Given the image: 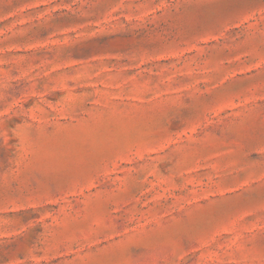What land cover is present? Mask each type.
<instances>
[{
    "label": "rangeland",
    "instance_id": "374dc122",
    "mask_svg": "<svg viewBox=\"0 0 264 264\" xmlns=\"http://www.w3.org/2000/svg\"><path fill=\"white\" fill-rule=\"evenodd\" d=\"M0 264H264V0H0Z\"/></svg>",
    "mask_w": 264,
    "mask_h": 264
}]
</instances>
